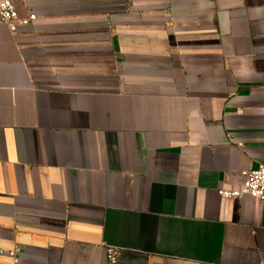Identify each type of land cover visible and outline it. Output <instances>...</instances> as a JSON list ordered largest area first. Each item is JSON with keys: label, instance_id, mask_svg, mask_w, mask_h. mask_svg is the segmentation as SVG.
<instances>
[{"label": "crops", "instance_id": "obj_1", "mask_svg": "<svg viewBox=\"0 0 264 264\" xmlns=\"http://www.w3.org/2000/svg\"><path fill=\"white\" fill-rule=\"evenodd\" d=\"M14 2L0 264H264V0Z\"/></svg>", "mask_w": 264, "mask_h": 264}, {"label": "built area", "instance_id": "obj_2", "mask_svg": "<svg viewBox=\"0 0 264 264\" xmlns=\"http://www.w3.org/2000/svg\"><path fill=\"white\" fill-rule=\"evenodd\" d=\"M36 19L35 14H30L27 17H20L14 0H0V22H6L13 26L17 23L22 25L30 24ZM244 180L237 188L220 189L219 193L224 197L235 196H251L256 199H264V163H258L243 172ZM1 235V226H0ZM4 250L0 245V255ZM123 250L120 247L106 245V260L108 264H116ZM15 256V253L11 254ZM17 261L18 258L14 257Z\"/></svg>", "mask_w": 264, "mask_h": 264}]
</instances>
